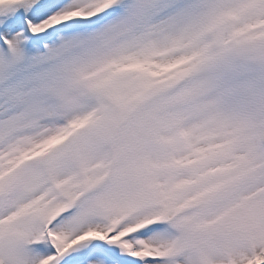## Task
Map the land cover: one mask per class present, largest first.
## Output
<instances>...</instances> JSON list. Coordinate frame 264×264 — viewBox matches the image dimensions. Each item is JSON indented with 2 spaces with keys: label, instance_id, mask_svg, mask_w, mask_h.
I'll list each match as a JSON object with an SVG mask.
<instances>
[{
  "label": "snow or ice",
  "instance_id": "6c2138e0",
  "mask_svg": "<svg viewBox=\"0 0 264 264\" xmlns=\"http://www.w3.org/2000/svg\"><path fill=\"white\" fill-rule=\"evenodd\" d=\"M0 264H264V0H0Z\"/></svg>",
  "mask_w": 264,
  "mask_h": 264
}]
</instances>
